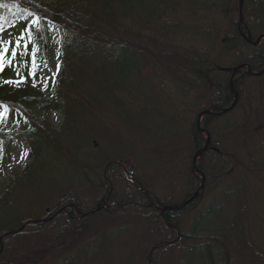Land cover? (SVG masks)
<instances>
[{
    "label": "trees",
    "instance_id": "trees-1",
    "mask_svg": "<svg viewBox=\"0 0 264 264\" xmlns=\"http://www.w3.org/2000/svg\"><path fill=\"white\" fill-rule=\"evenodd\" d=\"M238 1L0 0V145L25 134L31 158L0 198V264H110L107 247L126 254L114 264H264V0L241 21ZM44 22L59 68L33 91L54 50Z\"/></svg>",
    "mask_w": 264,
    "mask_h": 264
},
{
    "label": "rangeland",
    "instance_id": "rangeland-1",
    "mask_svg": "<svg viewBox=\"0 0 264 264\" xmlns=\"http://www.w3.org/2000/svg\"><path fill=\"white\" fill-rule=\"evenodd\" d=\"M27 24L33 27L39 26L40 21L31 16L27 19ZM43 27L50 33L51 37L54 39V50L49 58H46L40 64V74L36 79H31L29 81V87L33 91L44 90L48 83L52 82L58 72L59 67V52H58V41L60 38V32L56 28H53L49 23H44ZM11 29L6 32L0 33V64L5 61V55L7 54L8 48L12 45V41L8 36ZM12 53L10 54V56ZM9 56V57H10ZM8 60V59H7ZM4 82L7 86L13 90L17 89L18 82L13 77H6ZM31 114H34V118L38 121H45L53 130H57L62 122L63 116L60 111H50L45 114L29 110ZM10 113L0 107V121H7L9 119ZM13 127H16L14 125ZM19 131V130H18ZM30 138L25 134L18 135H8L6 143L1 142L0 145V198L6 192L8 187L12 185L15 179L22 174L24 169L30 165ZM50 166V165H49ZM197 175V174H196ZM203 225H208V223H203ZM253 226H255L256 238L259 243H264V214L261 220H258ZM188 227V223L186 228ZM92 242V241H90ZM112 248V247H111ZM114 249V248H112ZM105 259L110 261V264H114L115 260L125 259L126 254L124 252L116 254L106 248V250L101 254ZM85 257V254L83 255ZM83 260V258H82ZM79 259V263L83 261ZM88 264H98L103 259L101 257H94L89 259ZM106 261V260H105ZM43 264H60V260L47 261ZM62 264V263H61Z\"/></svg>",
    "mask_w": 264,
    "mask_h": 264
},
{
    "label": "water",
    "instance_id": "water-1",
    "mask_svg": "<svg viewBox=\"0 0 264 264\" xmlns=\"http://www.w3.org/2000/svg\"><path fill=\"white\" fill-rule=\"evenodd\" d=\"M242 1H243V0H239V14H240V21H241V8H242ZM260 40H261V37L257 38V40L253 43V45H254V46L258 45L259 42H260ZM246 41L250 42L249 39H247V38H246ZM238 68H239V67H238ZM238 68L234 69V71H237ZM262 73H264V70L262 71ZM262 73H260V74H262ZM260 74H252V75H256V76H258V75H260ZM230 87H231V89H232V93L234 94V102H233V104H232V106H231L230 108H228L227 110L223 111L222 113H220V114H218V115L226 114V113L232 111V110L234 109L235 105H236V102H237V99H236V98H237V96H236V92H235V91L233 90V88H232V84H231V83H230ZM204 115H208V116H210L211 113H210L209 111H207V110L201 112L200 115L198 116V120H199L202 116H204ZM208 144H209V138H207V144H206V146H207ZM205 149H206V147L204 148V150H205ZM198 155H199V153H196V154L194 155V158H193V161H194V162H193V166H194V167H195V163H196V159H197ZM201 177H202V183H201V186H200L199 190H202V188L204 187V177H203V175H202ZM197 197H198V192H196V193L192 196V198H191L186 204L192 202V201L195 200ZM172 210H175V208H172ZM40 222H45V221H34V220H31V221H27L25 224H35V223H40Z\"/></svg>",
    "mask_w": 264,
    "mask_h": 264
},
{
    "label": "bare ground",
    "instance_id": "bare-ground-1",
    "mask_svg": "<svg viewBox=\"0 0 264 264\" xmlns=\"http://www.w3.org/2000/svg\"><path fill=\"white\" fill-rule=\"evenodd\" d=\"M236 96H237L236 99H237V101H238V95H237V93H236ZM233 102H234V94H233ZM232 104H233V103H232ZM236 104H237V102H236ZM231 106H232V105H231ZM231 106H230V107H231ZM235 106H236V105H235ZM230 107H229V108H230Z\"/></svg>",
    "mask_w": 264,
    "mask_h": 264
}]
</instances>
